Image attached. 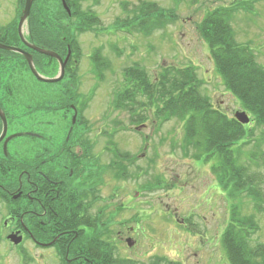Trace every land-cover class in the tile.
I'll use <instances>...</instances> for the list:
<instances>
[{"label": "rangeland", "instance_id": "obj_1", "mask_svg": "<svg viewBox=\"0 0 264 264\" xmlns=\"http://www.w3.org/2000/svg\"><path fill=\"white\" fill-rule=\"evenodd\" d=\"M81 0L84 11L92 12L98 18L93 29L76 34L80 49V61L74 78L67 82L73 86L68 101L75 102L78 95H91L84 116L89 120V134H97L100 128L99 148L101 163L109 167L108 153L113 144L119 152L127 151L132 159L127 181L134 191L141 190V184L149 185L144 190V264H229L220 236L229 221V210L235 205L240 213L253 217L258 225L250 237V244H264V128L251 123L245 127L243 139L251 142L242 146V165L246 177L254 186L253 198L244 195L229 196L215 178L209 164L195 158L197 151L185 140L184 123L171 118L160 126L153 123L150 114L142 122L143 128L130 130L128 113L111 107L113 96L124 86L123 70L136 66L155 80L163 68H184L192 66L202 82L201 92L211 99L228 116L241 111L236 99L224 89L215 74L206 41L201 35L202 19L218 8H234L226 18L233 32L234 40L248 45L256 60L264 65V0ZM127 5L123 6V3ZM141 2L154 3L161 13L152 18L153 27L147 33L128 31L119 23L127 21L137 13ZM245 2H247L245 4ZM19 0H0V31L5 29L13 11L22 6ZM248 4V6H247ZM253 6H252V5ZM60 0H36L32 19L38 32L50 30L52 38L60 33L67 34L68 24ZM250 5L252 7H250ZM245 6V8H243ZM250 7V8H249ZM74 20V19H72ZM16 21V20H15ZM5 22V23H4ZM117 24L119 26H117ZM26 28V26H24ZM44 28V29H43ZM52 41V40H51ZM60 44V43H59ZM95 49L109 63L103 71V78L97 80L92 73L90 56ZM70 51V47H69ZM67 53L65 58L69 56ZM0 58H2L0 56ZM64 58V59H65ZM62 58V60H64ZM69 59V57H68ZM44 73L56 72L57 62L39 58ZM18 63V67H13ZM0 70H11L6 103L10 115L21 119L9 123V131L20 132L33 129L45 132L44 122L54 116L41 115L39 108L59 101L62 92L56 83H40L29 73L20 61L0 60ZM5 82L0 81V86ZM70 90V89H69ZM68 92V91H67ZM5 94V93H4ZM3 92L0 93L2 97ZM1 100L3 98H0ZM34 107L36 116L30 121L26 113ZM70 114L68 115L69 124ZM117 124L125 125L115 129ZM247 125V124H246ZM140 124L138 125V127ZM25 127V128H24ZM121 128V127H120ZM117 130L115 133L114 131ZM110 133V137L105 136ZM250 136V137H249ZM143 137H146L145 141ZM25 136L17 137L11 144L28 149ZM142 170L143 172H141ZM106 181L111 172L102 171ZM156 183V184H155ZM229 196V197H227ZM137 197V196H134ZM256 204V206H255ZM170 210V214L169 211ZM176 217V218H175ZM188 219V221H187ZM189 226H183V222ZM180 251V252H179ZM9 264V261H6ZM10 264H15L14 260Z\"/></svg>", "mask_w": 264, "mask_h": 264}, {"label": "flooded vegetation", "instance_id": "obj_2", "mask_svg": "<svg viewBox=\"0 0 264 264\" xmlns=\"http://www.w3.org/2000/svg\"><path fill=\"white\" fill-rule=\"evenodd\" d=\"M20 1L21 8L13 11L0 31V43L21 48L34 58L36 52L24 45L17 31L25 0H19V6ZM35 1L26 22L32 19ZM32 31L28 33V25L23 31L29 44L42 47L51 40L50 30L38 32L34 27ZM50 50L63 59L70 52L64 40ZM66 67L56 82L61 98L51 99L47 108L40 109V116L55 117L44 122L45 132H10L9 123L21 117L11 116L0 102L7 122L0 140V264H8L7 260L9 264L11 260L15 264H144V183L133 194L127 181L133 161L127 151L116 150L115 144L108 153L112 158L109 167L102 165L98 145L102 133L99 127L97 134L88 133L90 123L84 116L87 107L81 94L75 102L67 100V91L73 89L67 82L76 71ZM39 74L51 78L58 71L47 74L39 70ZM12 77L11 70H0V81L7 82L0 86V93L13 91L9 85ZM30 111V121L37 120L35 108ZM18 133L21 135L9 138L4 145L6 138ZM21 136L28 138L24 145L28 149L11 144ZM107 168L111 175L105 181L101 173ZM187 225L184 220L183 226Z\"/></svg>", "mask_w": 264, "mask_h": 264}, {"label": "trees", "instance_id": "obj_3", "mask_svg": "<svg viewBox=\"0 0 264 264\" xmlns=\"http://www.w3.org/2000/svg\"><path fill=\"white\" fill-rule=\"evenodd\" d=\"M80 1L66 0L71 11L70 15L63 12L68 18V25L61 29L59 26L58 29L62 31L66 28L67 34L60 37L62 35L60 33L54 38L51 35L52 41L49 40L46 46H42L53 49L63 40L68 43L70 55L66 70H77L80 61L81 53L77 46L76 34L93 29V26L98 25L99 22L92 12L82 9ZM126 5L127 2H124V8ZM135 9L137 13L132 18L119 23L128 31L138 30L147 33L154 28L153 16H161L154 3L141 2ZM233 10L234 8L223 7L210 11L201 21L200 32L206 41L214 72L221 80L224 89L236 99L241 111L250 118V124L254 122L264 128V65L257 62L253 50L248 45L239 44L234 40L233 32L226 20ZM27 23L28 33L33 34L32 29L37 23L33 19ZM15 27L14 31H16ZM65 54L66 50L63 56ZM1 55L0 60L20 61L27 66L25 60L17 53L0 50ZM39 58L52 60L48 56L35 53L33 60L38 71L40 66L44 65ZM89 58L94 77L101 80L103 71L109 68V63L102 58L99 49H95ZM13 67L17 68L18 63ZM123 77L124 86L114 94L111 107L125 110L131 126L147 121L149 113L158 126L171 118L182 120L185 140L197 151L195 158L211 166L216 180L229 192V196L234 198L244 195L252 198L254 202L258 200L253 198L252 193L255 188L251 180L246 177V167L241 161L243 152L240 148L251 142L248 138L243 139L247 135L245 127L250 124H240L233 116H228L214 105L211 99L201 92L202 82L192 66L163 68L155 80H151L143 69L133 66L123 70ZM70 92L71 89L67 92L68 98L72 94ZM0 98H3L0 102L7 106L8 95L3 93ZM84 98H86L83 99L86 106V101L91 95ZM5 108L9 112L8 107ZM120 127L122 128L121 124H117L115 129L119 130ZM106 135L110 137V133ZM145 139L146 137L144 141ZM146 188H149V185H144V190ZM257 229L258 225L253 217L242 215L235 205L231 206L229 221L220 236L229 264H264V244L255 246L250 244V237Z\"/></svg>", "mask_w": 264, "mask_h": 264}, {"label": "water", "instance_id": "obj_4", "mask_svg": "<svg viewBox=\"0 0 264 264\" xmlns=\"http://www.w3.org/2000/svg\"><path fill=\"white\" fill-rule=\"evenodd\" d=\"M32 2H33V0H25L24 1V6H23V9L21 12V16L19 18L18 25H17L18 35L26 47H28L31 50H33L37 53H40L42 55L54 58L58 62V65H59L58 74L53 78H47V77H43L42 75H40L34 66L31 54L26 52L25 50H23L21 48L0 43V50L10 51V52H14V53H18V54L22 55L24 57L26 63H27V66H28L30 72L40 82L56 83V82L60 81L64 75V68H65V64L67 62L68 56L64 60H62L61 57L57 53H55L54 51L49 50V49H45V48H40L34 44H29L28 42L25 41L24 36H23V32H22V27H23V23L26 21L27 17L29 16V12H30ZM61 3H62V6L64 7V9L66 10L67 14H70V10H69L68 6L66 5L65 0H61ZM233 118L237 122H239L240 124H247L249 122V117L247 116V114L244 111L234 112ZM0 120L2 123V130L0 133V140H1L5 136L6 130H7L6 117H5V115L1 109H0ZM20 135L21 134L18 133V134H14V135L6 138L4 141V145L6 144V141L9 138H11L13 136H20Z\"/></svg>", "mask_w": 264, "mask_h": 264}]
</instances>
